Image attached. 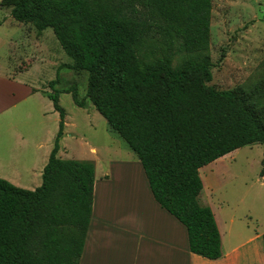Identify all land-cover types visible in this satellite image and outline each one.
<instances>
[{
    "label": "trees",
    "instance_id": "obj_1",
    "mask_svg": "<svg viewBox=\"0 0 264 264\" xmlns=\"http://www.w3.org/2000/svg\"><path fill=\"white\" fill-rule=\"evenodd\" d=\"M0 6L39 31L53 29L73 59L68 66L88 72L86 98L137 155L156 201L186 226L190 250L220 258L215 213L200 200V168L261 143L264 175V79L250 89L210 84L211 0H2ZM175 46L188 54L178 65ZM58 82L49 83L60 122L42 184L32 190L0 177V264H80L96 162L58 156L66 125ZM66 90L87 105L76 85Z\"/></svg>",
    "mask_w": 264,
    "mask_h": 264
},
{
    "label": "crops",
    "instance_id": "obj_2",
    "mask_svg": "<svg viewBox=\"0 0 264 264\" xmlns=\"http://www.w3.org/2000/svg\"><path fill=\"white\" fill-rule=\"evenodd\" d=\"M3 8L9 12L1 24L7 28L0 31V177L33 190L42 184L60 122L48 96L53 91L49 83L56 78L42 76L46 68L60 70L67 63L58 60L63 59L62 51L48 28L39 31L15 20L11 8ZM30 101L43 104L44 118L52 115L55 123L52 132L41 138L28 134L29 140L23 130L24 113L31 119L28 125H42L34 109L27 107ZM70 121L66 111L61 158L69 152L64 140L71 134ZM85 159L96 162V172L92 219L80 264H264V233L248 234L227 222L223 227L217 214L223 255L210 259L192 252L186 226L156 201L139 159H110V170L96 158ZM126 181L132 188L123 187Z\"/></svg>",
    "mask_w": 264,
    "mask_h": 264
},
{
    "label": "rangeland",
    "instance_id": "obj_3",
    "mask_svg": "<svg viewBox=\"0 0 264 264\" xmlns=\"http://www.w3.org/2000/svg\"><path fill=\"white\" fill-rule=\"evenodd\" d=\"M8 12L7 8L0 9V31L7 28V25L1 24ZM48 31L53 33L62 51L63 59L58 60L67 63L60 70L52 66L46 68L42 76L43 80L61 79L57 85L61 92L60 103L71 119V134L64 140V144L69 147L66 158H96L105 164L110 163V159L128 161L130 157H134L138 160L128 143L110 127L104 116L86 98L88 72L74 71L68 66L73 63V59L66 54L53 29L48 28ZM154 48V55L159 56L162 46ZM208 52L213 64V80L210 84L218 89H250L257 81L264 79V0H211ZM187 56L178 46L174 47V65L181 63ZM74 85L78 87L80 98H86L85 107L77 105L72 93L66 91ZM36 102L30 101L27 107L34 109L35 117L40 118L42 125H28L31 119L26 118L27 113H24L26 125H23V130L29 140L32 136L28 134L41 138L42 134L54 130L53 116L44 118V105ZM56 128L59 129V121L56 122ZM92 148H96L97 152H93ZM262 159L263 145L254 143L240 147L200 168L204 182L200 200L212 207L223 227L227 222L233 229L242 228L248 234L264 233ZM106 168L109 169L108 164ZM123 187L132 188V184H127L126 181Z\"/></svg>",
    "mask_w": 264,
    "mask_h": 264
}]
</instances>
